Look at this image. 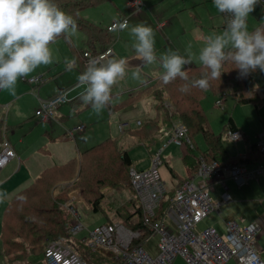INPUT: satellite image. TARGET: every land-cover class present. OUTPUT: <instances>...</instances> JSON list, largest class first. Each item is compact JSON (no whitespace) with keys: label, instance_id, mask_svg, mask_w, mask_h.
I'll list each match as a JSON object with an SVG mask.
<instances>
[{"label":"crops","instance_id":"crops-1","mask_svg":"<svg viewBox=\"0 0 264 264\" xmlns=\"http://www.w3.org/2000/svg\"><path fill=\"white\" fill-rule=\"evenodd\" d=\"M123 1L122 5H120L121 2L116 3L114 0H105L97 5L90 6L97 7L105 2L114 3V6L116 7H109L112 13L104 15V18L107 17L105 25L96 23L84 17L82 15L84 10L81 12V15L89 22L103 27H108L113 22L120 21L123 18H128L129 29L132 25L137 23H145L154 31L155 51L157 57L171 49L173 51H178L181 55H185L187 58L185 48L189 43L192 44L193 52L198 53L200 47L203 46L204 37L217 31L221 33L226 27V21L229 19L228 13H224L225 17L220 13H215L214 15L206 16V23L208 25L207 28H205V25L200 24V21L197 18H195V22L194 20L193 22H190L191 26H180L175 24V20L182 19V15H180V13L184 10L191 9L193 3L197 0H187L188 2H185L184 0H176L174 7L171 9L165 8L166 10H164L160 7L156 12L154 5L159 0H141L143 5L139 11L130 7L129 4L132 0ZM185 13L187 15L188 11H185ZM250 19L251 18L249 16L247 20L248 28L249 25H251ZM78 30L80 29L78 28ZM80 31L84 34L81 39L85 45L84 49L79 48L73 42L72 38L65 39L61 36L50 45L54 62L51 65L39 66L32 73H30L28 77H26H41L42 81L40 83H29L21 78L24 83L18 81V84L19 87L24 88V90L16 92V95L10 96L8 100H5L7 98H0V120L5 121L6 123V126H4L5 135H3V137L5 136L8 139L17 153V157L11 160L0 171V192L6 194L3 202H0V264H47L44 256L45 251L33 249L30 245H27L25 250L19 251L17 254L13 253L10 255L7 252L4 234L9 212L13 210L18 194L32 187L47 170L67 165L73 160L80 164L83 162L84 152L97 145L95 144L90 146L91 144L85 136L81 143L90 147L84 148V150L80 146V139L77 138L79 139V142L76 139V134L72 137L67 133V129H69L67 123H71V118L78 115L77 113H80L82 108L83 111L91 108L89 105H84L81 100V94L85 90L84 87L79 86L74 89L70 93V97L73 100H78L76 102H69L72 103V105H68V103L60 105L55 112L54 118L48 121L42 119L41 116L36 115V111L41 107V101L47 100L57 94L60 90L74 87L79 83L77 78L86 67L83 57V54L86 51H91L92 53L97 52L94 54H98L108 48H111L113 53L108 56V58H125L128 62V75L123 80L119 81L116 86H114L112 90L113 101L106 107L109 116L126 109L127 107L119 109V106L129 101L130 98L136 96L142 87L159 79L161 77V73L163 72V69L158 63L146 65L143 61L137 58V55L132 48L133 38L128 29L113 30V38L107 44H103L100 41H97L96 44H90L88 42L87 34L82 30ZM67 46L71 50L73 56L67 54ZM66 58L75 60V64L71 67V70H68V65L65 64ZM199 64V61L193 58L191 62L186 64L184 67ZM136 66H140L142 68V79L140 81L133 80L131 78V70ZM77 89H81V91H78ZM23 98H27L25 103L17 105V103ZM145 100V98L138 100L135 104H141V102L144 103ZM110 106L116 107V110L109 109ZM4 109L7 111L4 112ZM151 113L152 116L149 117H154L155 113L152 111ZM7 114L9 115L7 116ZM38 117H40L41 120L35 126L32 124L33 119L35 121ZM137 121H141L142 123L141 119H138ZM125 123L126 122L121 123L122 125H120V130L129 134L128 130L131 128L127 129V123ZM236 125L238 127V131L242 133V136L245 137L247 142L246 152L244 154H239L238 156L245 157L248 153H250L251 144L258 142L259 135L263 132L259 133L257 138L254 140L249 134L242 132L237 123ZM27 126H30L29 128H42V130L35 134L36 132L34 130L32 132H28L30 129L27 128ZM37 135H40L42 141L46 142H41V138L40 140L36 139ZM69 137L75 140L76 147H74V142L71 141ZM106 139L121 140L118 137H108L103 139V141ZM101 142L102 141L98 142V144ZM185 150H183V156L185 154ZM57 159L62 162L56 163ZM35 160L40 161L35 162ZM166 161L169 163L167 158ZM13 162L14 164L12 169L7 170ZM245 164L250 169L255 168L259 164L264 165V156L259 158L254 157L251 162H246ZM168 165L171 166L170 163ZM80 168L81 164L77 166L78 171ZM23 169L28 172H22ZM175 174L176 175L173 176L170 172L169 181H167L174 186L172 187L174 189L182 180L194 176L195 172H190L188 170L186 177H181L176 172ZM71 183H73L71 180L58 182L52 191V202L55 203V199L58 198L57 196H60L61 190L64 191L67 189ZM226 183L228 186L227 192L230 195L229 200H225L223 196L226 191L222 184L216 183L213 186V190H211L212 196L214 193H218L217 198L213 201H215V203L221 202L220 209L217 212L222 214V208L224 206H227L230 211L233 209L239 211H235V214L227 212L228 217H223V223L226 225L229 221H237L241 226H247L251 223L264 224V175L258 176L256 179L251 180L243 187H238V185L231 179H228ZM66 197L68 198L67 201L63 200L62 202H59L66 212L69 211L67 205H71L76 208V203H82L85 207L90 208L89 203L84 198V188L80 186L68 192ZM103 205L105 206L104 203ZM240 209H243L244 211H240ZM108 211V208L103 211L109 219L108 222L111 220H118L115 211ZM221 224L217 223V225L210 226L220 229V227H222ZM12 225H20V223L15 221ZM35 240L38 242V239ZM19 241H21V238H19ZM260 252L264 255V248L261 247Z\"/></svg>","mask_w":264,"mask_h":264},{"label":"built area","instance_id":"built-area-1","mask_svg":"<svg viewBox=\"0 0 264 264\" xmlns=\"http://www.w3.org/2000/svg\"><path fill=\"white\" fill-rule=\"evenodd\" d=\"M264 3V0H260ZM130 7L139 11L143 5L141 0H132ZM129 22L128 18L115 21L108 26V30L121 29L120 23ZM113 53L111 48L94 54L86 51L83 54L85 64L91 59L103 62ZM29 83H40L41 77L23 78ZM79 87V83L71 88L60 90L57 94L41 101V107L36 115L48 121L55 116V110L62 104L73 99L70 93ZM225 94L217 100L222 106ZM141 125V121H138ZM123 127V126H122ZM79 125L67 129L69 136L84 130ZM166 139L151 158L148 168L139 169L132 166L129 170L131 186L143 213V227L131 229L119 220L98 225L89 231V237L82 242L93 249H101L110 259L106 264H173L177 256H182L189 264H264V255L256 246L259 238L264 234V224L251 223L241 226L237 221L226 224L225 234H221L214 226L196 232L197 225L213 211H219L221 202L215 203L211 190L216 183L225 189V200L230 199L226 181L233 180L238 187L247 185L251 180L264 175V165L248 168L244 162L238 160L207 161L201 158L195 175L182 180L174 188L170 187L163 178L160 168L165 164L164 152L171 144L186 148L193 147L189 137V130L184 124H176L171 130H159ZM5 135V133H4ZM226 137L236 142L242 137L238 130H229ZM162 138V140L164 139ZM161 140V141H162ZM260 154L264 156V132L259 135L257 142ZM17 153L4 136L0 140V171L13 159ZM173 192V195H171ZM167 205L164 207V203ZM73 214V223L68 231V237L50 239L46 245L44 256L47 264H90L77 251L72 237L86 229L81 222L79 211L67 205ZM171 221L172 231H169L167 221ZM160 233V253L153 257L144 248L149 235Z\"/></svg>","mask_w":264,"mask_h":264},{"label":"rangeland","instance_id":"rangeland-1","mask_svg":"<svg viewBox=\"0 0 264 264\" xmlns=\"http://www.w3.org/2000/svg\"><path fill=\"white\" fill-rule=\"evenodd\" d=\"M116 3H120V5L123 4V0H114ZM144 1V0H143ZM176 0H159L154 5L155 12L161 7L164 10L171 9L174 7ZM185 2H188L187 0H184ZM116 7L114 6V3L112 2H105L97 7H90L84 9L82 12V15L96 23L105 25L106 18H104V15L111 14V10L109 7ZM185 11H188V14L186 15ZM215 13H220L222 16H224V13L220 12L216 9V7L213 4V0H197L195 3H193L192 8L188 10H184L180 13L182 15V19L175 20V24L180 26H191L190 22H195V18H197L200 21V24L205 25V28H207V15L211 16ZM148 15V13H147ZM250 24L249 25V31L253 29L256 25H258L260 22L264 21V3L259 0V3L255 6L254 11H252L250 14ZM225 17V16H224ZM225 19V18H224ZM259 20V21H258ZM256 22V23H255ZM220 33V32H216ZM84 34L78 30L75 35H73L71 38L73 42L81 49L85 48V45L83 44V41L81 40ZM66 41V40H65ZM67 43V42H66ZM68 49V55H72L71 50L67 46ZM73 56V55H72ZM201 65V64H199ZM193 66V65H192ZM235 65L231 62H228L224 65L221 74L220 79H215L210 81V87L203 93L202 98L200 99V104L204 109L205 116L207 118V122L210 126V128L216 133V134H223L224 130L228 124L229 118L232 117L235 122L238 124L242 132L247 133L251 136L252 139H256L258 134L261 132H264V87L261 79L259 77H254V73L250 72L247 76L241 77L239 70L234 68ZM254 77V78H253ZM249 78H253L255 81L252 84V87L255 88L257 93L259 94V98H262V101L260 102L259 106H257L254 102L248 103V104H242L237 101V98L230 95L232 90L237 89L238 87H242L245 83V81ZM19 82L24 83L21 79L18 80ZM177 87H180V84L176 85ZM238 86V87H237ZM194 92V95L192 97H196L197 92L200 91L199 88H191ZM24 90V88H20L19 84L17 82L16 85V92ZM78 91H81V89H77ZM244 90V89H243ZM164 88L156 89L153 93L157 94L158 96H162L163 104L165 105L164 110V118L165 116L168 117L169 120L173 121H181L183 120L184 116H192L196 117L194 114L195 108H198L197 103L188 101L180 102L178 104L179 99L181 97V94H178L179 97H174V95L171 92H163ZM218 94L223 93L226 95V99L223 100L222 106L217 105V99ZM247 91V89H246ZM191 90L188 91L190 94ZM247 94H251L247 91ZM12 96L8 91H1L0 98H7L5 100H8ZM258 98V97H257ZM27 98H23L20 100V102L17 103V105L21 103H25V100ZM72 105V103H68V105ZM160 103L156 102L154 98H146L145 102H141V104H134L131 107H128L120 112H116L109 116L107 113V108H105L100 114L95 113L91 108L85 109L83 111V108L81 109L80 113H77L78 115L73 116L71 119V123H67V126L69 129L75 128L78 125L85 126L84 130L76 132V139L79 138L78 142L80 143V146L84 148H89L90 146H93L95 144H98V142L103 141V139L108 137H118L120 138L121 145L118 146V150L116 147H106L102 151L98 153H94L87 159H83L81 164V168L83 169V172H85V176L87 179L91 181V186L88 191L89 198L100 199L102 203L105 204V207L108 208L109 211H115L118 210L122 211L125 208H127L128 202L133 197V192L130 188L128 179H127V168H124L122 163L120 162V152L124 151L125 149H128L130 157L133 161V166L136 168H148L151 164V156H153L157 150L162 147L163 142L166 141L164 137L159 132L158 138L159 140L155 143H152L151 145H148L145 143L144 140V134L142 133L143 129H151L152 132L156 133L155 127L160 124L159 130L163 129L166 131L171 130V127L163 122V119H159L158 122H151L146 124L145 121L149 118V116H152V113H155V106L159 105ZM152 105V106H151ZM6 112L7 110L4 109ZM57 110V109H56ZM55 110V112H56ZM178 110V112L176 111ZM9 114H7L8 116ZM138 119L142 120L141 126H139ZM40 117H38L35 121L33 119V123L35 126L40 121ZM10 122V121H9ZM126 122L127 123V129L131 128L133 131H129L128 133L123 132L120 130L121 123ZM125 123V124H126ZM186 123V122H185ZM6 126V125H5ZM30 126H27L29 128ZM138 127H141L139 130ZM191 128V127H190ZM30 130L28 132H32L33 130L37 134L42 130V128H29ZM189 129V128H188ZM25 131V130H24ZM192 134L194 135V131L192 130ZM192 134H189V137L192 139ZM87 137L90 146L83 145L81 143L82 139L84 137ZM41 136L37 135L36 139L40 140ZM71 141L74 142V147H76L75 140L71 137H69ZM162 138H164L162 140ZM224 146L228 152V154L231 157H237L239 154H244L247 149V142L245 137H241L238 141L234 142L228 137L225 138ZM162 140V141H160ZM195 142L199 146V148L204 151L207 149V144L204 140V137L202 134H198L194 137ZM41 142H46L42 141ZM144 142V143H140ZM193 144V142H192ZM189 147V146H187ZM186 147V148H187ZM191 147V146H190ZM85 150V149H84ZM183 150H185L184 147H179L173 143H171L165 150L164 156L168 159L169 163L173 167V170L178 173L181 177H186L188 170L184 164L183 161ZM40 160H35V162H38ZM61 163L62 161H59V159L56 160V163ZM14 162L11 163V166L7 168V170L12 169ZM78 164V166L80 165ZM80 168V170H81ZM6 170V171H7ZM22 172L27 173V170H22ZM21 172V173H22ZM160 172L163 176V178L166 181H169V175L170 171L168 167L164 164L160 168ZM196 172V171H194ZM84 175V173H83ZM77 179L76 177H74ZM73 178V179H74ZM74 179V180H75ZM1 180V179H0ZM170 187H174L172 184L167 182ZM103 191V194L101 193ZM217 192L213 194V200L217 198ZM92 200V201H93ZM215 202V201H214ZM25 205L28 206V200L25 201ZM73 205V203H72ZM76 208L79 211L81 215V222L86 226V229L82 232H80L78 235H74L72 239L74 241H82V239H87L89 237V231L93 230L95 227L101 224L108 223L109 219L105 212L99 211L95 212L92 209L85 207L82 203H76ZM223 207V206H222ZM238 209V208H237ZM129 210V209H128ZM108 211V212H109ZM235 211H239L236 209H233L230 211L227 206H224L222 208V214L218 213L217 211H213L210 213L207 217H205L196 227V232H199L206 227L210 225H217V223H222V227H220L219 232L221 234H225L226 228L224 218L228 217L227 212L230 214H235ZM240 211H244L243 209H240ZM217 212V213H216ZM69 218L71 219V222L73 223V214L68 211ZM38 217V218H36ZM56 217V213H42L39 212L38 216L36 215L35 218L38 220V222L42 225H47L45 228L49 229L52 228V225L47 224L48 222L46 220ZM117 217V216H116ZM12 222V220H11ZM245 223V222H244ZM249 223V222H248ZM167 228L169 231H172V224L171 221H167ZM13 227L18 228L16 225H13ZM70 227V225H69ZM45 233L46 237L44 244L42 243V246H40L39 250H44L45 244L47 239H52L56 237H65L68 235L67 229L64 231L61 236H49L48 232L41 231L40 234ZM28 234V232H27ZM34 234V233H33ZM36 234V233H35ZM32 237L33 241L35 237L33 235H29ZM28 238V237H27ZM161 239V234L156 232L152 233L148 236L144 248L150 253L154 258L157 257L160 253L159 249V242ZM26 240V239H25ZM28 245H30L29 240H26ZM80 243V242H76ZM87 244V243H85ZM40 245V244H39ZM88 245V244H87ZM256 246L258 249L261 250V247L264 248V235L260 237V239L257 241ZM84 251H91V255H94L95 258L102 257L104 255V260L100 259H93L97 264H106L107 260L109 261V258L102 252L101 249H97L96 251H92L87 248ZM101 254V255H100ZM173 264H189L182 256H177ZM230 264H234V261H230Z\"/></svg>","mask_w":264,"mask_h":264},{"label":"clouds","instance_id":"clouds-1","mask_svg":"<svg viewBox=\"0 0 264 264\" xmlns=\"http://www.w3.org/2000/svg\"><path fill=\"white\" fill-rule=\"evenodd\" d=\"M259 0H213L217 10L228 13L229 19L221 33H210L203 39L198 53L189 43L185 55L168 50L159 57L155 51L153 29L143 22L132 25L120 23L121 30L128 29L133 38L132 48L137 58L146 65L159 64L163 69L161 80L168 84L177 78L185 81L179 91L187 93L190 88L207 90L210 81L220 79L224 65L231 62L240 76L259 69L264 72V28L248 29L249 14ZM78 31L75 18L63 11L55 0H0V91L16 95L18 80L26 78L41 65L54 62L50 45L63 36L70 39ZM195 58L206 71L199 78L189 79L184 66ZM68 70L74 59H65ZM125 58H107L103 62L88 61L78 76L79 86L84 87L81 100L84 105L100 114L112 101V90L128 75ZM131 78L140 81L142 68L131 70ZM5 193L0 192V202Z\"/></svg>","mask_w":264,"mask_h":264},{"label":"trees","instance_id":"trees-1","mask_svg":"<svg viewBox=\"0 0 264 264\" xmlns=\"http://www.w3.org/2000/svg\"><path fill=\"white\" fill-rule=\"evenodd\" d=\"M105 0H55V3L65 12L71 14L76 22L77 26L80 30L84 31L87 36H88V42L90 44H96L97 41H100L101 43H109L113 36L112 33L114 31L108 30V27H103L97 24H94L92 22H89L85 18L82 17L81 12L90 6L97 5L99 3L104 2ZM261 27L264 28V21L260 22L258 25H256L251 31H254L256 28ZM94 50V49H93ZM95 51V50H94ZM97 53V52H94ZM183 70L188 74L189 79L192 78H199L201 73L206 71V69L203 68L202 65H194V66H186L183 68ZM254 77H259L263 83L264 87V72H261L259 69L253 72ZM253 77V78H254ZM253 78H249L245 81L244 85L241 87H238L235 90H232L230 95L234 96L237 98V101L242 104H248L254 102L257 106H259L260 102L262 101V98H259V94L255 90L254 87H252V84L255 82ZM185 83V81L181 80L180 78H177L176 80L165 84L161 80V77L157 80H154L153 82L145 85L142 87L138 94L136 96L130 98L129 101L126 103H123L122 105L119 106V109L121 108H128L130 106H133L135 103H137L138 100L146 99V98H154L156 102L160 103L159 105L155 106V116L152 118H149L145 121L146 124L151 123V122H158L159 119H163V122L169 125L170 127H173L176 124H184L186 127L189 129V134H192V130L194 131V135L192 134V142H193V147H187L185 150V154L183 156V161L186 167L190 172L197 171L200 165L201 158L206 159L207 161H229V160H238L240 162H251L252 159L263 157L260 154V151L257 146V142L251 144V150L248 155L245 157H231L225 146V138L227 135V132L229 130H238V127L236 125L235 120L230 117L228 124L224 130L223 134H216L209 126L207 122V118L205 116V112L203 107L200 104V99L202 98L203 93L205 90H201L197 92L196 97H192L194 95V92L190 88L191 92L190 94L187 93H182L179 91L180 87H177V84L182 85ZM252 83V84H251ZM164 88L163 92H171L174 97H179L178 94H181V97L179 99L178 104L180 102H185L187 103L188 101H192L195 104L197 103L198 108H195L196 110L194 111L195 118L192 116H184L183 120L181 121H171L168 119V117L165 116L164 118V110H165V105L163 104V99L162 96H158L157 94L153 93L156 91V89ZM244 89V90H243ZM251 94H247V91ZM214 93L217 94L218 99L222 96L223 93L218 94L217 92L214 91ZM226 95L228 92H225ZM229 94V93H228ZM224 96L226 97L228 96ZM258 97V98H257ZM217 99V100H218ZM78 99H74L71 102H76ZM260 101V102H259ZM109 109L116 110V107L110 106ZM178 112V110H176ZM186 122V123H185ZM5 121L0 120V140L3 139L4 135V126H5ZM141 126V125H139ZM159 127L160 124L155 127V132H152L151 129H143L142 133L144 134V140L145 143L148 145H151L152 143H155L159 140L158 135H159ZM191 127V128H190ZM141 127H138L139 130ZM141 130V129H140ZM128 131H133V129H129ZM198 134H202L204 137V140L207 144V149L202 151L197 143L194 140V137L197 136ZM152 142V143H150ZM144 143V142H140ZM121 145L120 140L118 139H106L102 141L101 143L91 147L90 149L86 150L84 152V159H87L94 153H98L102 151L106 147H116L118 150V146ZM120 152V162L124 166V168H127V179L130 185V188L133 192V198L130 199L128 202V207L125 208L122 211L116 210V215L117 219L124 223L126 226H128L131 229H141L143 227V213L138 205V200L136 199L134 195V191L131 186V181H130V173L129 170L133 166V161L130 157L128 149H125L124 151H119ZM165 161V165H168L169 163ZM78 162L73 160L69 162L67 165L60 166L57 168H51L47 170L42 177L30 188L22 191L18 196L16 197V201L14 203L13 210L9 212L8 215V221L5 226V243L7 247V252L11 254H17L19 251L25 250L27 247L28 243L26 240H29L30 246H32L33 249H40L39 247L42 246V243L44 244L45 238L46 237L45 233L40 234L41 231H46L48 232L49 236H61V234L66 231H69L72 222L71 219L69 218L68 212L59 204V202L65 200L67 201L68 198L66 197L67 193L70 192L71 190H74L77 187H82L84 188V198L87 200V202L90 205V208L95 211H105L106 208L101 202V200L95 199L93 200L92 198H89L88 196V191L91 186V181L86 178L85 172H83V169L81 168V171L77 169ZM170 172L175 176V172L173 168L168 165L167 166ZM78 171V172H77ZM78 173V174H77ZM84 173V175H83ZM76 177L77 179H75ZM75 180H74V179ZM66 181V180H71L73 183L69 185L67 189L64 191L61 190L60 196H57L58 198L55 199V203L52 202L51 200V195L52 191L55 188V186L58 184L60 181ZM89 184V185H86ZM103 194V191L101 192ZM171 195H173V192H171ZM28 200V206L25 205V201ZM93 200V201H92ZM64 201V202H65ZM53 203V204H51ZM167 205V202L164 203V207ZM129 209V210H128ZM39 212L42 213H56L55 218H51L46 220L48 223L52 225V228H45L47 225H42L38 222V220L35 218V216L39 214ZM12 220V222H11ZM17 221L19 222L20 225H16L18 228L13 227L12 223ZM114 221V220H111ZM70 225V227H69ZM28 232V234H27ZM34 233V234H33ZM36 233V234H35ZM29 235H33L35 239H38V242ZM69 235V234H68ZM68 235L66 237H68ZM28 237V238H27ZM65 235L61 237H56L58 239H63L66 238ZM19 238H21V241H19ZM26 239V240H25ZM55 239V238H52ZM48 241V239H47ZM45 244V247L47 245V242ZM78 253L85 258L90 264H97L93 259H100L101 261L104 260V255L102 257L95 258L94 255H91V251H84L85 249L87 250L90 249L93 252L96 251L97 249H93L85 244V242L82 241H74ZM80 242V243H76ZM40 244V245H39ZM45 251V248H44ZM101 255V254H100ZM93 257V259H91ZM108 261V259H106ZM110 261V259H109Z\"/></svg>","mask_w":264,"mask_h":264}]
</instances>
